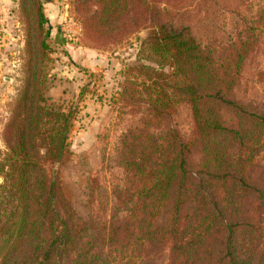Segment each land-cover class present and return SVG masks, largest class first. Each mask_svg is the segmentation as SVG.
Returning a JSON list of instances; mask_svg holds the SVG:
<instances>
[{"label": "trees", "instance_id": "1", "mask_svg": "<svg viewBox=\"0 0 264 264\" xmlns=\"http://www.w3.org/2000/svg\"><path fill=\"white\" fill-rule=\"evenodd\" d=\"M97 1L103 3L101 11L89 14L87 10L83 19L98 41L122 40L141 29L150 30L137 56L142 63L127 66L123 72L121 100L127 104L131 92H138L141 99L146 89L152 123L157 116L165 119L163 111L173 103L188 102L196 125L194 138L167 141L163 150L153 139L144 152L132 155L129 151V156L123 152L131 185L121 189L119 196L127 211L124 223L115 222L120 241L132 239L126 229L133 227L131 234L137 240L170 246L180 255L178 264H190L193 245L218 238L219 247H196V264H264V173L261 179L253 177L247 168L252 164L236 158V146L232 156L215 150L214 140L225 129L219 111L209 107L217 93L236 86L243 60L255 47V34L245 30L242 45L217 63L189 27L175 24L168 12L167 6L180 8L188 0ZM39 20L47 22L41 9ZM35 77L37 95L30 94L28 81L4 130L7 150L0 152V264H153L150 259L164 248L142 256V250L125 242L124 252L119 253L111 223L84 232L74 220L71 205L47 166L71 154L69 138L78 108L57 104L44 89H38V83L45 84L44 70ZM252 112L257 118L254 126L241 123L225 134L234 145L237 139L243 140L246 151L253 153L252 145H264L259 133L250 136L255 128H264V110ZM142 132L126 137V149L133 147ZM198 146L204 149L205 159L202 173L196 172L193 179L190 156ZM225 181L228 183L220 186ZM217 214L223 219L218 220Z\"/></svg>", "mask_w": 264, "mask_h": 264}, {"label": "rangeland", "instance_id": "2", "mask_svg": "<svg viewBox=\"0 0 264 264\" xmlns=\"http://www.w3.org/2000/svg\"><path fill=\"white\" fill-rule=\"evenodd\" d=\"M102 6V1L97 0H0V152L7 150L4 130L16 113L28 81L30 94L37 95L35 75H41L44 70L45 84L38 83V89H44L45 95L57 104L78 108L69 138L71 154L60 163L47 166L68 199L74 220L84 232L95 229L92 226L101 228L106 222L111 223L117 232L114 246L119 253L124 252L125 242H130L144 256V252L160 251L165 245L137 240L131 234L135 231L133 227L126 229L128 238L132 239L120 241V228L115 222L124 223L127 211L119 196L121 189L131 185V173L122 154L144 152L153 139L161 150L167 141L175 143L180 137L187 141L194 138L196 125L188 102L173 103L163 111L165 119L157 116L152 123L146 89L141 99L138 92H131L127 104L121 100L123 72L127 66L142 63V59L137 61V56L150 30L141 29L122 40L98 41L88 32L83 16L87 10L89 14L101 11ZM167 8L175 24L188 26L217 63L242 45L246 40L245 30L255 34V47L243 60L236 86L217 93L216 98L213 96L215 99L209 100V107L219 111L225 129L224 135L214 140L215 150L232 156L236 146V158L252 164L248 170L253 177L261 179L264 145H252L255 149L252 153L246 151L243 140L237 139L234 145L225 133L241 123L254 126L257 118L252 111L264 110V0H188L183 7ZM39 9L47 19L43 24ZM140 129H143L140 137L132 148L126 149V137H132ZM257 133L264 140V128H255L250 136ZM199 147L193 148L190 156L193 179L196 172L202 173L205 159V151ZM220 183L222 186L228 182ZM161 209L164 211V206ZM170 210L171 205L167 212ZM217 216L218 220L223 219L221 214ZM214 239L213 243L193 245L190 264H196V247H219L218 238ZM150 260L153 264H178L180 255L168 246Z\"/></svg>", "mask_w": 264, "mask_h": 264}]
</instances>
